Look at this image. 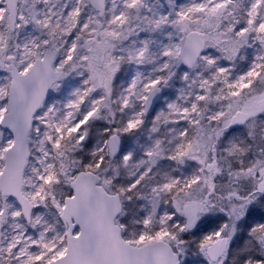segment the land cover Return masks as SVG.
Masks as SVG:
<instances>
[{"label":"snow or ice","instance_id":"obj_1","mask_svg":"<svg viewBox=\"0 0 264 264\" xmlns=\"http://www.w3.org/2000/svg\"><path fill=\"white\" fill-rule=\"evenodd\" d=\"M0 264H264V0H0Z\"/></svg>","mask_w":264,"mask_h":264},{"label":"rangeland","instance_id":"obj_2","mask_svg":"<svg viewBox=\"0 0 264 264\" xmlns=\"http://www.w3.org/2000/svg\"><path fill=\"white\" fill-rule=\"evenodd\" d=\"M178 2H184V0H178Z\"/></svg>","mask_w":264,"mask_h":264}]
</instances>
